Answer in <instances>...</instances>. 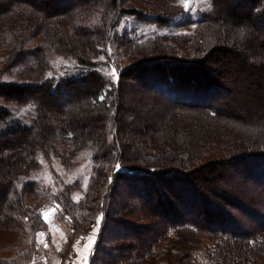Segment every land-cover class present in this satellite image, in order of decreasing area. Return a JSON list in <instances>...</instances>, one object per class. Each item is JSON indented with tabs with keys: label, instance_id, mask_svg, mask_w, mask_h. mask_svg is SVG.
<instances>
[{
	"label": "trees",
	"instance_id": "obj_1",
	"mask_svg": "<svg viewBox=\"0 0 264 264\" xmlns=\"http://www.w3.org/2000/svg\"><path fill=\"white\" fill-rule=\"evenodd\" d=\"M182 13L180 0H0V233H17L16 259H30L47 230V203L70 218L65 250L98 222L86 264H264V228L245 232L228 210L264 216L236 194L221 202L203 191L243 156L264 184V141L257 154L228 155L235 136L222 125L235 118L219 100L264 105V0H208L189 34L115 30L120 16L165 25ZM28 104L31 124L12 119ZM84 149L86 189L25 179L41 159L69 170Z\"/></svg>",
	"mask_w": 264,
	"mask_h": 264
},
{
	"label": "rangeland",
	"instance_id": "obj_2",
	"mask_svg": "<svg viewBox=\"0 0 264 264\" xmlns=\"http://www.w3.org/2000/svg\"><path fill=\"white\" fill-rule=\"evenodd\" d=\"M207 10L208 0H193L190 5V11H186L183 7V13L180 16L173 17L169 24L159 25L152 22H143L133 16H120L115 30L118 33H126L127 35H130L131 31H135L140 38L144 39L151 36H163L174 33L189 34L194 30L198 18L204 12H207ZM132 36H134V34ZM251 58L256 63L263 61L257 55H253ZM56 70L60 74L61 71H59V69ZM126 84L129 87L130 81L128 80ZM226 94V96L219 98L221 101L220 103H225V105H227L226 107L233 111L230 113L232 114L230 116L235 118L230 122L231 126L234 125L233 128L222 125L225 130L234 131L235 140L229 141L226 146L228 147V155L234 156L233 154L237 153V151H239L240 155H245L246 157L251 154H257L250 152L260 149L258 146H260L261 141H264V105L262 104L259 106L260 104H250V99H243L235 102L232 97L231 101L229 99L234 93L231 94L228 92ZM207 101L208 103H212L211 98H207ZM34 110L35 106L31 104L22 107L13 106L12 119L19 121L23 125H29L33 122L35 117L33 114ZM259 121H261V124L257 123ZM195 123L197 124V122ZM90 155L91 151L88 149L79 151L69 170L61 166L58 160L54 159L52 162L47 163L41 159V170L25 179L39 181L49 186L52 192H55V189L61 188L65 184L80 180L82 182V189L84 190L86 189L85 187L90 177ZM243 158L236 161L232 160L227 162V165L225 164L219 167L215 176L209 183L204 185V194L207 196L208 200L213 201L217 199V197L225 198L221 202L233 197L231 194H236L247 207L256 210L258 213H261V216H264V184L260 183L259 179L254 176L251 177V175L246 172L249 168H246V165L243 164ZM228 160L229 158H227L226 161ZM251 160H253V158H251ZM262 165L263 164H260V166ZM253 167L256 166L254 165ZM222 172H224V174H222ZM215 185H218V187H215ZM81 194L76 192L74 194V200H79L82 196ZM40 210L41 213H48L46 221L48 227L47 230L38 232L44 233V236L38 237V235H36L35 248L32 250L29 249L31 252L29 257L30 259L32 258V260H24L23 257L21 259H16L14 244L18 243L17 233L11 235L2 232L0 233V264H86L92 253L93 247H91L89 251H85V246L89 244V236L95 233L98 222L92 225L88 234L82 235L74 240L72 239V244L65 250V244L70 242L69 239L71 238L72 232L69 230L70 218L66 214L64 216V213L56 204L48 205L46 203L45 205H41ZM228 211V213L235 218L237 227L245 232H249L252 229L259 231L264 228L263 218H261L262 220L254 221L251 215L246 211L236 208L233 204H230ZM263 234L264 232L260 234V238L264 237ZM38 240H42L43 243L38 242ZM25 241L27 242L25 243L26 245H30V234L26 236ZM45 243L48 245L47 247L44 246ZM208 245V238L202 236L200 244L195 248V252L201 263L203 262L202 260L204 259L203 257ZM25 249L26 246L17 252L25 251ZM82 250L83 253H86V255L88 254L86 258L80 256Z\"/></svg>",
	"mask_w": 264,
	"mask_h": 264
},
{
	"label": "snow or ice",
	"instance_id": "obj_3",
	"mask_svg": "<svg viewBox=\"0 0 264 264\" xmlns=\"http://www.w3.org/2000/svg\"><path fill=\"white\" fill-rule=\"evenodd\" d=\"M193 0H180V3L183 5L184 9L186 11H190V5L192 4ZM101 60L104 59V57H100ZM115 73V70L113 69V74ZM101 100L104 99L103 96L100 97ZM42 216L45 218V220L47 221V217H48V213H42ZM38 237H43L44 236V233H38L37 234ZM95 236V233H93L91 236H89V244L85 246V251H89L90 248H91V243L93 242V238ZM38 242H41L43 243L42 240H38ZM45 247H47L48 245L45 243L44 244Z\"/></svg>",
	"mask_w": 264,
	"mask_h": 264
},
{
	"label": "crops",
	"instance_id": "obj_4",
	"mask_svg": "<svg viewBox=\"0 0 264 264\" xmlns=\"http://www.w3.org/2000/svg\"><path fill=\"white\" fill-rule=\"evenodd\" d=\"M97 230H98V227H97V229L95 231V235L97 233ZM94 241H95V236H94ZM94 241L92 242L91 247H93ZM85 255H86V253H83V250H82L81 253H80V256H82L83 258L84 257L86 258L88 256V254L86 256Z\"/></svg>",
	"mask_w": 264,
	"mask_h": 264
}]
</instances>
